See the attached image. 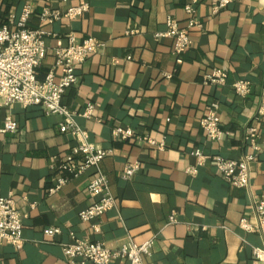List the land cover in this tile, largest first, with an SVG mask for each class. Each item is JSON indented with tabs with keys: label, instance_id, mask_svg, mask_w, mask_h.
<instances>
[{
	"label": "crops",
	"instance_id": "0c3cea01",
	"mask_svg": "<svg viewBox=\"0 0 264 264\" xmlns=\"http://www.w3.org/2000/svg\"><path fill=\"white\" fill-rule=\"evenodd\" d=\"M217 2L0 0V26L15 28L29 5L27 25L46 33V57L35 69L39 80L54 63L53 49L66 45L70 31L79 40L92 36L103 44L78 67L79 81L65 91L62 104L75 113L89 140L109 151L100 170L116 199V207L100 219L81 221L78 213L94 201L87 184L95 173L69 177L59 170L76 146L72 134L59 130L63 118L39 106L0 107V130L7 117L17 123L15 132L0 131V195L12 193L24 214L22 247L1 243L0 264H68L62 245L71 241L69 232L111 249L153 237L145 264H260L253 248L261 247L262 239L239 221L254 225L253 202L264 196V115L256 118L264 103V0H233L214 11ZM80 4L89 8L75 20L40 18L45 8L64 11ZM188 4L201 27L192 28L190 46L177 62L173 39L155 34L167 29L168 17L184 25ZM215 70L225 73V84L203 83V76ZM238 80L250 86L242 98L232 88ZM89 103L94 109L87 118L82 114ZM211 103L219 105L223 130L217 141L209 140L200 125ZM118 126L137 136L115 137L112 129ZM248 126L259 131L260 146L248 188L232 186L209 160L197 166L196 149L234 160L252 153ZM74 158L84 161L80 153ZM133 162L140 163L139 171L122 178L125 165ZM188 167H196V173H188ZM60 176L68 181L50 192ZM47 227L61 232L48 237ZM109 264L130 263L115 259Z\"/></svg>",
	"mask_w": 264,
	"mask_h": 264
},
{
	"label": "built area",
	"instance_id": "2783aa9c",
	"mask_svg": "<svg viewBox=\"0 0 264 264\" xmlns=\"http://www.w3.org/2000/svg\"><path fill=\"white\" fill-rule=\"evenodd\" d=\"M233 0H218L214 11L225 7ZM87 4L71 6L64 11L43 9L40 18L43 21L52 23L62 18L70 21L79 18L88 10ZM188 14V19L184 25L177 20L168 17L166 20L167 29L164 32L156 33L155 36L170 37L173 39L172 53L176 56V61L181 62V55L190 46L189 33L192 28L201 27L195 16L193 5L184 7ZM32 10L29 5L23 7L16 27L9 25L0 26V107L17 103L22 107L39 106L45 114L59 115L63 118L59 130L62 133H70L76 141V146L67 160L59 165V170L67 172L69 177L94 171V175L87 184L88 195L94 198L86 208L79 213V219L83 222L100 219L106 212L116 207V199L112 195L106 176L100 170V163L108 155L107 150L96 147L89 140L86 130L82 129L75 122V113L62 104V97L65 91L76 85L79 81L77 69L88 57L96 53L103 47V44L96 38L89 36L82 40L76 37L75 32L70 31L67 35V43L64 46H57L53 49L54 63L47 72L43 80L36 77L35 69L46 57L47 47L45 43L44 31L32 29L27 25ZM203 83L224 85L226 75L220 70L203 76ZM233 91L242 97L250 93L249 83L245 80H238L232 84ZM219 105L211 103L207 114L200 121L207 138L211 141L220 139L222 131L220 128V117L218 113ZM83 116L90 118L94 105H86ZM264 115V103L258 105L256 118ZM17 123L7 117L1 132H15ZM247 139L253 149L250 154L244 155L238 160L224 158L220 155H204L196 149L192 154L197 158V166H202L207 160L215 164V168L221 177L238 188H248L250 182L251 164L254 162L256 152L260 150L257 142L259 131L254 126H248ZM112 134L122 140L134 138L137 135L131 128L115 127ZM154 144L149 137H145ZM162 146V145H160ZM80 153L83 160L80 163L75 161L74 155ZM140 169L139 162L125 165L120 175L124 179H130ZM187 172L194 175L196 167H188ZM68 181V177L57 178L54 187L50 192L61 189ZM253 216L256 223L250 224L245 218H241L239 226L245 231H255L262 239L261 247L253 248V255L260 264H264V196L253 202ZM23 219L24 214L17 207L13 194L7 196L0 195V244L6 243L16 249H20L23 244ZM174 215L169 216V222H174ZM100 224H95L94 228L99 231ZM44 234L54 237L61 232L60 227H47ZM70 242L63 243L62 251L68 264H109L115 259H124L130 264H145L144 257L150 253L154 238H150L143 243L137 244L129 242L120 247L111 249L100 241H90L77 238L73 232H69Z\"/></svg>",
	"mask_w": 264,
	"mask_h": 264
}]
</instances>
